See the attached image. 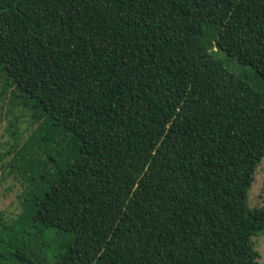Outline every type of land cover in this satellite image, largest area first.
<instances>
[{"label": "trees", "instance_id": "1", "mask_svg": "<svg viewBox=\"0 0 264 264\" xmlns=\"http://www.w3.org/2000/svg\"><path fill=\"white\" fill-rule=\"evenodd\" d=\"M0 80L36 126L0 264H258L264 0H0Z\"/></svg>", "mask_w": 264, "mask_h": 264}, {"label": "rangeland", "instance_id": "2", "mask_svg": "<svg viewBox=\"0 0 264 264\" xmlns=\"http://www.w3.org/2000/svg\"><path fill=\"white\" fill-rule=\"evenodd\" d=\"M227 60V65H229L231 61L230 59ZM232 66L235 70H238L234 64ZM2 88V82L0 80V92ZM8 94L4 93L0 98V226L3 225V223L11 224L18 215L22 213V198L20 199V197L29 190L27 186L21 184L17 177L9 174V169L5 167L14 156L15 152H11L8 156H6V154L9 152L12 145L23 144L36 127L29 113L13 107L11 100L8 99ZM249 206L251 208L264 206V159L257 169L255 182L253 183L249 195ZM26 228L29 233L35 231V229ZM13 237V234H0L2 241L8 242V240H12ZM45 239L48 242L57 240L53 229L46 232ZM253 241L256 251L260 254L258 264H264V235L253 238ZM34 246L33 253L36 260L42 259L47 263L52 262L53 258H51V256L53 257L56 250L44 251L38 248V244H34ZM11 263H13V261L9 259L3 264Z\"/></svg>", "mask_w": 264, "mask_h": 264}]
</instances>
